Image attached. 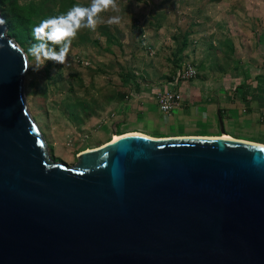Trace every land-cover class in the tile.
I'll return each mask as SVG.
<instances>
[{
	"label": "water",
	"instance_id": "water-1",
	"mask_svg": "<svg viewBox=\"0 0 264 264\" xmlns=\"http://www.w3.org/2000/svg\"><path fill=\"white\" fill-rule=\"evenodd\" d=\"M0 33V264H264V144L133 132L55 161Z\"/></svg>",
	"mask_w": 264,
	"mask_h": 264
},
{
	"label": "rangeland",
	"instance_id": "rangeland-1",
	"mask_svg": "<svg viewBox=\"0 0 264 264\" xmlns=\"http://www.w3.org/2000/svg\"><path fill=\"white\" fill-rule=\"evenodd\" d=\"M28 2L43 4L44 13L34 23L36 27L44 19L64 14L76 4L87 6L91 0ZM116 4L118 11L100 14L103 23L95 31L84 28L78 32L64 65L47 61L39 71L30 67L27 73L30 110L55 161L74 165L78 150L103 145L112 138L114 133H106L107 127L99 125L79 135L84 130L79 112L84 108L76 103L119 84L120 76L130 69L138 76L144 70L169 76L183 61L182 53L195 63L205 50L217 53L227 72L236 68L234 73L264 82V0H116ZM113 16H120L121 22L109 24ZM202 31L207 36L199 34ZM18 40L28 54L29 46ZM251 138L264 141V136Z\"/></svg>",
	"mask_w": 264,
	"mask_h": 264
},
{
	"label": "crops",
	"instance_id": "crops-1",
	"mask_svg": "<svg viewBox=\"0 0 264 264\" xmlns=\"http://www.w3.org/2000/svg\"><path fill=\"white\" fill-rule=\"evenodd\" d=\"M138 26L142 27V23ZM197 34H193L195 40ZM199 34L207 36L205 31ZM218 56L203 50L194 63L184 52L180 57L183 61L169 76L149 70L138 76L128 70L127 75L120 76L119 84L108 85L104 92L98 90L96 97L91 95L89 101L80 99L76 103L84 108L79 112L84 130L78 134L84 136L99 125L107 127L106 133L111 135L114 131L121 134L138 132L155 138L222 136L264 142L251 138L253 135L264 136V82L236 74V68L227 72ZM189 63L197 68V77L176 80ZM167 88L181 90L184 96L170 114L161 111L157 99ZM100 145L86 146L77 153Z\"/></svg>",
	"mask_w": 264,
	"mask_h": 264
},
{
	"label": "clouds",
	"instance_id": "clouds-1",
	"mask_svg": "<svg viewBox=\"0 0 264 264\" xmlns=\"http://www.w3.org/2000/svg\"><path fill=\"white\" fill-rule=\"evenodd\" d=\"M109 9L119 10L116 0H91L87 6L76 4L64 14L42 20L32 29L35 43L28 48V54L33 58L34 64H30V67L39 71L47 61L64 65L78 32L84 28L95 31L97 25L103 23L100 14ZM120 22V16H113L108 20L109 24ZM5 23L0 19V26ZM4 35L5 33H0V36ZM57 47L59 51L56 50Z\"/></svg>",
	"mask_w": 264,
	"mask_h": 264
},
{
	"label": "trees",
	"instance_id": "trees-1",
	"mask_svg": "<svg viewBox=\"0 0 264 264\" xmlns=\"http://www.w3.org/2000/svg\"><path fill=\"white\" fill-rule=\"evenodd\" d=\"M42 6L43 4H31L28 0H0V8L8 25L9 34L17 41H19L18 38L22 39L29 47L34 44L32 29L34 23L38 22L41 13H44ZM186 45L187 40H185L182 50ZM118 134L121 135V133Z\"/></svg>",
	"mask_w": 264,
	"mask_h": 264
},
{
	"label": "built area",
	"instance_id": "built-area-1",
	"mask_svg": "<svg viewBox=\"0 0 264 264\" xmlns=\"http://www.w3.org/2000/svg\"><path fill=\"white\" fill-rule=\"evenodd\" d=\"M198 75L197 68L189 63L181 73L176 77V80L181 81L191 80ZM183 92L181 90L165 89L157 96L159 108L162 112L170 114L176 107H178L183 100Z\"/></svg>",
	"mask_w": 264,
	"mask_h": 264
},
{
	"label": "bare ground",
	"instance_id": "bare-ground-1",
	"mask_svg": "<svg viewBox=\"0 0 264 264\" xmlns=\"http://www.w3.org/2000/svg\"><path fill=\"white\" fill-rule=\"evenodd\" d=\"M118 137H119V134H113V135H112V138H111L110 140H111V141H112V140H116V139H118ZM110 140H109V141H110ZM105 143H106V142H105Z\"/></svg>",
	"mask_w": 264,
	"mask_h": 264
}]
</instances>
